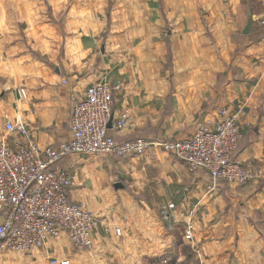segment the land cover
Returning <instances> with one entry per match:
<instances>
[{
  "label": "crops",
  "instance_id": "obj_1",
  "mask_svg": "<svg viewBox=\"0 0 264 264\" xmlns=\"http://www.w3.org/2000/svg\"><path fill=\"white\" fill-rule=\"evenodd\" d=\"M103 77L122 84L112 121H129L110 123L122 142L186 138L222 108L243 110L236 158L256 178L210 188L157 145L74 156L62 166L87 174L71 196L98 220L94 246L63 233L30 253L0 250V264L37 253L47 264H264V0H0V142L18 144L7 120L40 149L70 139L73 103Z\"/></svg>",
  "mask_w": 264,
  "mask_h": 264
},
{
  "label": "built area",
  "instance_id": "obj_2",
  "mask_svg": "<svg viewBox=\"0 0 264 264\" xmlns=\"http://www.w3.org/2000/svg\"><path fill=\"white\" fill-rule=\"evenodd\" d=\"M121 90V83L106 77L91 84L83 98L73 103L69 119L72 137L57 147L40 149L24 124L6 121V129L18 144L14 148L0 142V250L30 253L63 233L77 250L94 246L98 220L72 199L73 177L69 168L62 166L74 156L138 157L157 145L175 154L190 173L206 172L210 188L220 183L243 186L256 177L236 158L242 139L238 120L243 110L222 108L214 118L199 122L186 138L153 142L139 137L122 142L109 127L112 122V129L122 130L129 121L127 111L112 121L114 97ZM187 236L192 239L189 230ZM49 264H70V260L54 256Z\"/></svg>",
  "mask_w": 264,
  "mask_h": 264
},
{
  "label": "rangeland",
  "instance_id": "obj_3",
  "mask_svg": "<svg viewBox=\"0 0 264 264\" xmlns=\"http://www.w3.org/2000/svg\"><path fill=\"white\" fill-rule=\"evenodd\" d=\"M79 156H81V158H87L88 157V155H79ZM79 156H75V157H79ZM107 156V155H106ZM70 163H72V162H70ZM80 166H74L73 167V165H71V173H72V177H73V186H72V192H71V194H72V196H73V190H74V187H75V180H76V178H82L83 177V175H84V181H86V179H87V174H86V172L85 173H83L82 174V171H84V168H79ZM77 174V175H76ZM76 177V178H75ZM256 178V177H255ZM236 186V185H235ZM240 186V185H239ZM239 186H237V187H239ZM242 186V185H241ZM83 205V204H82ZM90 250V249H89ZM1 251H5V250H1ZM7 251V250H6ZM87 251V250H86ZM14 252V251H13ZM4 253V252H3ZM2 254V253H1ZM33 254V253H32ZM32 254H30V255H32ZM34 261H35V264H47L48 263V260H49V254H47V253H45V254H43V253H40V254H35L34 255ZM6 260V259H5ZM5 260H4V262H5ZM10 260L12 261L11 262V264L12 263H15L16 261L18 262L19 261V259H17V257H15V256H13L12 258H10ZM2 260H0V262H1Z\"/></svg>",
  "mask_w": 264,
  "mask_h": 264
},
{
  "label": "water",
  "instance_id": "obj_4",
  "mask_svg": "<svg viewBox=\"0 0 264 264\" xmlns=\"http://www.w3.org/2000/svg\"><path fill=\"white\" fill-rule=\"evenodd\" d=\"M250 23H251V22L249 21L248 26H247L248 28L250 27ZM248 28H247V31H248ZM109 127H110V124H109Z\"/></svg>",
  "mask_w": 264,
  "mask_h": 264
}]
</instances>
